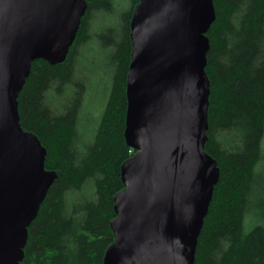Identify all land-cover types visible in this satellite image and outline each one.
I'll use <instances>...</instances> for the list:
<instances>
[{
  "label": "trees",
  "instance_id": "trees-1",
  "mask_svg": "<svg viewBox=\"0 0 264 264\" xmlns=\"http://www.w3.org/2000/svg\"><path fill=\"white\" fill-rule=\"evenodd\" d=\"M87 7L65 60L37 58L17 95L20 126L46 153L56 176L27 227L19 264H103L114 241V196L123 188L121 164L134 150L124 137L130 23L140 0H127L119 22L117 0H85ZM205 35L209 81L204 151L219 176L197 236L193 264H264V184L256 169L264 154V0H212ZM98 18V17H97ZM98 20V19H97ZM96 43L105 83L97 116L79 132L101 70L95 58L78 60ZM100 54V53H99ZM98 54V56H99ZM100 88V89H101Z\"/></svg>",
  "mask_w": 264,
  "mask_h": 264
},
{
  "label": "water",
  "instance_id": "water-1",
  "mask_svg": "<svg viewBox=\"0 0 264 264\" xmlns=\"http://www.w3.org/2000/svg\"><path fill=\"white\" fill-rule=\"evenodd\" d=\"M85 0H0V264H19L27 227L56 174L19 123L17 95L31 62L65 60ZM212 0H140L130 23L124 137L114 241L103 264H193L219 176L204 151L209 81L205 33Z\"/></svg>",
  "mask_w": 264,
  "mask_h": 264
},
{
  "label": "rangeland",
  "instance_id": "rangeland-1",
  "mask_svg": "<svg viewBox=\"0 0 264 264\" xmlns=\"http://www.w3.org/2000/svg\"><path fill=\"white\" fill-rule=\"evenodd\" d=\"M117 2H118L117 3L118 5L115 7V10H113V12L110 13L112 18L108 19V16L102 12L101 14H99V16L98 15L96 16V20H94L95 26L103 27L105 24H109V23L113 24L114 22H119L120 16H122V14L125 11H127L129 2L127 0H117ZM95 45H96L95 42H93L92 45H88V47L85 48V49L88 48V51H84L82 53V56L78 58L81 64H84L85 62L84 57H86L87 61H91L90 58H95L94 60L96 61L98 68L101 67V70L98 72L96 76V81L99 79L100 84L98 87H96L94 92H91V96L88 101L87 108H85L84 118H82L83 120L78 129L79 132L82 134L84 133L85 126L87 129L90 128V126L87 125V122L91 121L92 120L91 118H93L95 115L97 116L98 109L101 108L100 107L101 104H99L100 102L99 100L101 96H103L102 95L103 90L101 88L102 87L101 85L105 83L104 80L106 78V76L104 75L103 68L101 66V65H104V57L102 56V52L101 51L99 52L98 48ZM84 65L86 66V68H88L91 71L87 63H85ZM256 172L259 178L258 181H260V184H264V154H263V159L260 162V165H258L256 169Z\"/></svg>",
  "mask_w": 264,
  "mask_h": 264
}]
</instances>
